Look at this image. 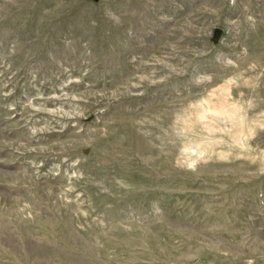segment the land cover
<instances>
[{
    "label": "rangeland",
    "instance_id": "rangeland-1",
    "mask_svg": "<svg viewBox=\"0 0 264 264\" xmlns=\"http://www.w3.org/2000/svg\"><path fill=\"white\" fill-rule=\"evenodd\" d=\"M0 264H264V0H0Z\"/></svg>",
    "mask_w": 264,
    "mask_h": 264
},
{
    "label": "water",
    "instance_id": "water-1",
    "mask_svg": "<svg viewBox=\"0 0 264 264\" xmlns=\"http://www.w3.org/2000/svg\"><path fill=\"white\" fill-rule=\"evenodd\" d=\"M221 32H222L221 27H218V26L214 27L212 28L211 35H209L208 38H210L212 42L216 43ZM91 117H92V114L88 115L87 118L83 119V121H87V119H90ZM82 150L84 151V153L86 152L85 149L82 148Z\"/></svg>",
    "mask_w": 264,
    "mask_h": 264
}]
</instances>
